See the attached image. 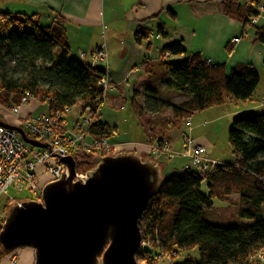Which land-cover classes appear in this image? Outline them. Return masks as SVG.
<instances>
[{
  "label": "trees",
  "instance_id": "trees-1",
  "mask_svg": "<svg viewBox=\"0 0 264 264\" xmlns=\"http://www.w3.org/2000/svg\"><path fill=\"white\" fill-rule=\"evenodd\" d=\"M258 5L264 6V0H224L220 10L224 16L240 20L244 28L253 27L251 19L257 16ZM253 28L254 41L264 46V27ZM156 29L159 36H166L163 24ZM148 37L149 33L138 29L134 41L140 43ZM231 51L229 44L226 52ZM165 52L185 57L143 63L142 69L147 78L158 71L165 89L187 97L180 104L163 103L153 97L158 91L148 82L145 105L167 106L171 119L165 125L169 128L229 100L245 102L259 83L257 71L249 64H238L226 72L223 65L207 63L199 54H186L178 42L162 48L161 54ZM9 63L13 68H6ZM103 74L101 67L69 56L64 25L56 18L50 25L41 26L35 15L0 12V104L15 105L28 92L45 104L46 113L78 105V114H82L97 108L102 97L97 82ZM136 95L133 89L128 102L135 115L142 117L145 111ZM113 132L116 127L99 118L90 129L93 137L126 142L113 139ZM151 138L147 135L140 143L157 139ZM227 142L234 159L231 164H217L208 175L184 168L180 174L163 178L159 193L138 221L141 242L149 247L148 251L139 249L138 263L154 264L160 254L174 258L178 251L195 249L198 260L187 258L175 264H246L248 256L264 248V114L246 113L233 118ZM73 158L76 171L84 172L94 165L97 156L77 151ZM147 159L152 160L149 156ZM202 185L206 194L201 192ZM231 197L237 198L239 218L252 222L249 227L225 226L205 218L206 213L216 210L215 200L229 204Z\"/></svg>",
  "mask_w": 264,
  "mask_h": 264
},
{
  "label": "water",
  "instance_id": "water-1",
  "mask_svg": "<svg viewBox=\"0 0 264 264\" xmlns=\"http://www.w3.org/2000/svg\"><path fill=\"white\" fill-rule=\"evenodd\" d=\"M16 131L34 148L46 146ZM60 179L45 184L40 200L11 206L0 228V251H33V264H140L138 221L160 191V170L134 153L97 157L77 172L72 156Z\"/></svg>",
  "mask_w": 264,
  "mask_h": 264
},
{
  "label": "crops",
  "instance_id": "crops-1",
  "mask_svg": "<svg viewBox=\"0 0 264 264\" xmlns=\"http://www.w3.org/2000/svg\"><path fill=\"white\" fill-rule=\"evenodd\" d=\"M223 1L0 0V12L35 15L41 26L50 25L56 18L64 25L70 57L76 59L80 53L88 54L104 47L107 69L113 82L122 84L127 81L138 85L147 77L142 69L143 63L155 64L162 48L175 42L182 45L186 54H199L207 63L223 65L226 72L238 64L252 65L256 71L264 67V46L254 41V28H244L237 18L224 16L220 10ZM161 24L165 28V37L156 32ZM138 29L149 33L147 40L140 43L134 41V34ZM234 39L237 41L233 42ZM229 44L232 51L227 53L226 46ZM177 57L182 59L185 56ZM121 89L119 86L120 92ZM226 103L236 106L234 100ZM4 107L7 106L0 104V108ZM22 109L23 107L21 111ZM45 112L46 110L42 113ZM235 113L236 111H229L209 122L223 117L233 118L238 115ZM230 123L231 121L229 126ZM204 124L205 122L202 123ZM166 129L168 131L172 128ZM190 133L191 131L189 135ZM157 134L155 138L164 139L171 146L176 140L172 138L170 131L164 134L159 130ZM192 139L205 149L207 158L218 164L233 162H218L214 158L215 149L209 147L207 141ZM183 165L182 169L188 163Z\"/></svg>",
  "mask_w": 264,
  "mask_h": 264
},
{
  "label": "built area",
  "instance_id": "built-area-1",
  "mask_svg": "<svg viewBox=\"0 0 264 264\" xmlns=\"http://www.w3.org/2000/svg\"><path fill=\"white\" fill-rule=\"evenodd\" d=\"M257 16L251 19V25L264 27V6L258 5L256 8ZM237 40L234 39L233 42ZM80 61L87 63L91 67H101L104 74L97 82L102 90V97L94 110L86 109L82 114H78L72 125L65 119L69 109H64L56 113H41L36 116H21V108L28 105L31 100H37L33 95L25 92L19 99V102L3 109L14 116L23 120V127L20 128L24 134L31 140L45 145V148H34L26 144L19 134L11 129L0 127V199L6 191L15 185L18 190L20 185L31 192L36 200H40L42 187L60 179L65 166L59 162V159L74 155L81 151L87 154L104 157L116 155L119 153H134L151 157L155 160H171L176 157L187 159L189 164L185 167L196 171L199 174L208 175L212 173L216 161L206 157L205 149L196 144L189 133L181 132L179 139L182 144V151L172 150L170 144L164 139L152 140L150 143L133 142H111L106 137H93L90 129L95 125L99 118L100 108L106 98L123 97L127 101L132 96L133 84L114 83L110 72L107 69V54L104 47L92 53H80ZM180 57L172 56L165 52L157 57L156 61H174ZM147 62H150L147 60ZM122 85L121 92L119 86ZM264 104V100H263ZM185 127L190 129V120L187 119ZM38 149V150H36ZM38 172H42L39 175ZM7 204L13 206L19 205V201L12 197L7 198ZM8 209L0 210V223H3ZM146 243L140 244L141 251H148ZM163 255H158L160 260ZM15 263V258H11V264ZM246 264H264V248L248 256Z\"/></svg>",
  "mask_w": 264,
  "mask_h": 264
},
{
  "label": "rangeland",
  "instance_id": "rangeland-1",
  "mask_svg": "<svg viewBox=\"0 0 264 264\" xmlns=\"http://www.w3.org/2000/svg\"><path fill=\"white\" fill-rule=\"evenodd\" d=\"M14 31L15 28L11 30V32ZM12 66L13 64L9 63L6 68H13ZM158 73L159 72L157 71L156 76L152 78H147L145 76L146 78H143V82L141 84H133L134 89L137 88L136 101L144 108L145 111V115H142V117H137L135 115L129 102L123 97L108 96L105 102L102 103L99 112V119L100 121L107 123L110 126L116 127V132H113L112 138L119 141L139 143L140 141L142 142L146 140L147 135H151V139L155 138L157 131L159 130H161L164 134L169 133L170 131V135H172V138L176 139L173 142L172 146L170 145L172 150L181 152L182 144L179 139V135L181 132L187 131L189 133L191 131L190 135L192 138H195L197 140L204 139L205 141H207L209 147L211 146L215 149L214 158L218 162H232L234 159L227 142L228 130L231 126V123L229 126V122H232L233 118L246 113L264 114V67L262 66L261 68L257 69L259 83L251 99L245 102L235 101L236 106L232 103H226L221 108L213 107L209 110L195 113L189 118L191 122L190 129L185 127L186 120H184L181 121L177 127L172 129L170 128L171 130L168 131L166 129L167 125H165V121L171 119V112L169 108H167V106L147 107L145 105V99L149 94L146 92L145 87H147L148 82L150 83V85L156 86L158 95L152 96L163 103L180 104L187 100V97L165 89L161 84ZM78 109V105H75L71 107L65 115V119L69 123V125H72L74 120L76 119L79 113ZM45 110L46 106L44 103H41L38 100H31L28 105L23 106L22 111H20V115L24 116V114L27 113V115L25 116H36L41 114ZM229 111H236L235 114L238 115H235L233 118L230 117V119H228L227 117H223L219 120L216 119L214 122H209L211 120H214L215 118H218L219 116L227 114ZM0 121L5 125L16 127L19 129L23 127L22 119L12 115L3 108H0ZM147 122L148 124H146ZM203 122H205L204 125H202ZM147 128L152 130L150 131ZM139 157H141L142 159H147V156L143 154H141ZM152 160L158 166L162 178H167L172 174H180L181 169L184 166L183 164H189V161L187 159L179 157L171 160ZM38 173L39 175L42 174V172ZM201 192L206 194L207 190L205 185H202ZM9 197H12L17 201L36 200L35 196H33L31 192L24 187V185H20L18 190L16 189L15 185H12L0 199V210H3L5 208L9 209L11 207L6 203V200ZM236 201V197L229 198V204H224L215 200L214 206L216 207V210L213 213L210 212V214L206 213L205 218L214 223H216L215 221H220V224H223L225 226L249 227L252 222L239 218L237 206L235 205ZM1 226L2 223H0V228ZM12 257L15 258L14 264H33L32 249L20 248L7 254L0 251V264H11ZM187 258L198 260L197 251L195 249L189 251H178L177 255L174 258L164 256L159 261H155L154 264H175L180 263Z\"/></svg>",
  "mask_w": 264,
  "mask_h": 264
},
{
  "label": "flooded vegetation",
  "instance_id": "flooded-vegetation-1",
  "mask_svg": "<svg viewBox=\"0 0 264 264\" xmlns=\"http://www.w3.org/2000/svg\"><path fill=\"white\" fill-rule=\"evenodd\" d=\"M97 157H99V156H97Z\"/></svg>",
  "mask_w": 264,
  "mask_h": 264
}]
</instances>
